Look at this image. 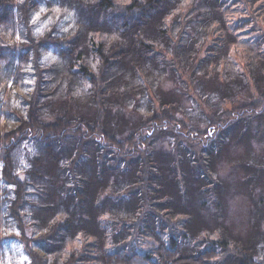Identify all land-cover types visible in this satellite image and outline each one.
I'll return each instance as SVG.
<instances>
[{"label": "trees", "instance_id": "obj_1", "mask_svg": "<svg viewBox=\"0 0 264 264\" xmlns=\"http://www.w3.org/2000/svg\"><path fill=\"white\" fill-rule=\"evenodd\" d=\"M26 1L33 2L30 9L38 5L35 0ZM229 2L131 0L119 7L113 0H71L70 9L75 10L82 31L73 36H62L54 44L40 46L28 26L29 19L18 17L16 22V17L25 12L15 10L12 0H0V27L10 26L13 33L18 28L23 30L21 40L24 42L20 44L15 40L10 52L6 43H0V60L8 61L10 57L17 60L13 68L16 80L12 87L19 84L24 65L30 62L33 66L30 68L33 71L32 87L25 94V105L22 104L28 118L27 121L18 120V128L22 129L12 138V141L18 140L13 144L14 148L23 147L19 156L9 157L13 160L11 164L20 168L23 178L13 183L18 187L15 197H9L1 204L8 218H16V229L21 235L26 234L24 221L28 220L29 196L26 193L32 190L42 193L38 196L39 208L35 210L39 222L36 225H41L40 230L47 231V241L54 243L46 241V246L42 247L53 258L69 239L88 241L80 228L82 231L90 228L92 237L99 241L94 242V249L102 244V238L108 239L111 246L109 250L102 248L91 264H224L228 260L230 262L226 264H250V255L243 252L252 250L251 246L231 249L228 237L215 239L211 233L200 238L203 232H208L207 226L192 228V213L179 189L170 190L171 179L167 171L169 188L162 187L159 181L163 168L157 171L150 165L156 161L153 151L160 143L165 146L170 136L168 130L184 141L187 139L186 157L192 166H196L186 169V173L191 177V185L203 193L206 203L205 206L201 203L203 209H212L211 203L216 202L218 195L214 189L221 183L207 167L213 156L222 157V144L215 139L224 141L223 135L228 129L234 131L239 127L233 140L229 141L238 144L245 138L246 131L264 126V51L260 52L262 61L258 65L248 64L242 68L244 79L234 80L235 87H231L233 81L223 79L225 81L220 82L226 75L212 76L208 81L197 80L194 89L209 82L207 94L217 98L202 96L199 92L195 93L197 100L188 98L194 103L190 104V113L185 115L189 120L194 118V127L188 128L170 117L167 108L156 109L157 103L160 107L189 105L187 101L179 103L185 95H178L177 89L181 77L190 70L185 58L190 54L193 42L188 45L180 37L174 42L178 36L173 34V29L179 25L185 30L187 25H195L193 18L202 21L207 15L218 19L215 23L222 24L227 17L222 9H226ZM242 5L249 6L248 1L244 0ZM183 6L188 10V18L181 21L178 13ZM19 8L22 10L21 6ZM254 23L259 25L257 20ZM204 24L210 27L212 21L207 18ZM14 38L13 35L11 39ZM50 47L58 56V62L50 70L55 74L49 75L52 80L47 83L39 61ZM4 52L5 58H2ZM206 55L203 57L206 61L209 57L228 59L223 47H214ZM177 73L179 79H176ZM164 81L169 85L167 91L163 89ZM191 84L189 78L185 86L187 92H191ZM82 85H88V88L82 89ZM241 93L247 95L238 98ZM144 101L152 110L147 117L138 114V102ZM202 126H206L204 132ZM0 138L5 139L2 134ZM25 141L28 143L24 144ZM191 141L195 144L190 146L196 150L188 149ZM28 146L32 147L33 155L27 150ZM174 147L165 149L170 150L165 156L178 157L179 152H175ZM23 161L29 166H23ZM118 164L124 169H117ZM168 164L170 166L172 160ZM209 185L213 189H207ZM256 186L260 188L259 192L255 191L260 204L264 201L260 199L264 197V176ZM186 187L184 183V195ZM180 215L187 219H180V224L175 225L172 219ZM177 226L182 232L175 235ZM156 232V240L149 239ZM145 233L150 235H143ZM142 238L151 241L149 248L157 243L160 253L140 251L145 246ZM185 241L202 242L207 247L199 250L197 246L198 251L191 252L187 247L190 242ZM27 249L32 264H39L41 259L37 260L33 248L28 245ZM86 252V248L73 250L64 258L58 255L55 259L58 264H83ZM251 262L263 264L257 258ZM40 264H46V259L43 258Z\"/></svg>", "mask_w": 264, "mask_h": 264}, {"label": "rangeland", "instance_id": "obj_2", "mask_svg": "<svg viewBox=\"0 0 264 264\" xmlns=\"http://www.w3.org/2000/svg\"><path fill=\"white\" fill-rule=\"evenodd\" d=\"M12 1L14 2L13 6L15 10L25 12L23 15H18L16 17V22L19 21L18 17L22 18L24 16L29 19L28 26L32 28V33L34 37L39 40L40 46L54 44L58 42V39L61 40L62 36H73L75 33L82 31V26L78 20L79 18L75 15V10L72 11L70 9V6H72L71 0H35L38 5L33 6L31 9L30 6L33 2L26 0ZM113 1L121 7L127 5L131 0ZM247 1L249 6L244 7L242 5L244 0H230L227 5L228 7L222 9L223 15L227 16L222 24L215 23L214 21H218V19H213L211 15H207L202 21H197L193 18V22H196L195 25L189 24L185 27V30L179 25L173 29V34L178 36L174 39V42H176L179 37L185 39L188 45L193 42L191 47L192 50L185 58V64L190 68L191 73L189 70L181 77L177 89L178 95L181 96L184 94L186 96H184L179 103H186L187 101L189 105L186 106L183 104V107H180L176 104L174 107H171V104H169L167 107H160L159 103H157L156 109L167 108L170 117L172 116L188 128H190V126L194 127V118L193 120H189L188 116L185 115L186 112L191 110L190 104L194 103L192 99L188 98L197 100L198 98L195 96L196 92H199L202 96L209 95L211 98H217L216 95L207 94L209 91V82L201 83L199 86H195L194 89V84L197 80L208 81L212 76L222 77L226 75L221 78L222 80L220 82L223 83L225 81L223 79H227L233 81L231 87H235L233 84L234 80L237 78L244 79L241 75L243 73V67L248 64L251 66L254 64L258 65L259 62L262 61L260 52L264 51V0ZM186 5L189 6V3ZM19 6L22 7V10ZM28 9H30V11H28ZM178 14L180 16L179 20H187L188 10L184 6ZM207 18L212 21L210 27H205L204 21ZM256 20L259 22V25L254 23ZM13 30L14 29L7 25L0 27V43L2 42L4 45L6 43L8 52L12 50L11 47H13L15 40L20 42V44L24 42V40H21L23 39L21 36L23 30L18 28L14 33ZM13 35L15 37L14 40L11 39ZM214 47L225 48L228 59H221L218 57H209L208 61L203 59V57L207 56V51H210ZM168 48L170 49L169 53H171L172 49L169 44ZM53 50L54 49L50 47L49 51L43 54L40 57L41 61H39V67L44 70L42 75L47 83L52 80L49 75L55 74L54 71L50 72V70L56 66L58 62V56ZM5 52L2 54V58H5ZM16 63V58L11 57L8 61L5 59L0 60V134L5 138H0V264H32L27 255L30 252V250L28 251L27 249L28 245L30 248H33L32 250H34V255L37 256V260L41 259L39 264L42 262L43 258L44 260L46 259V264H58V261L55 259H58V255L64 258L70 251H81L85 248L87 252L83 259L86 261L83 264H91L95 256L98 258V252H100L102 248L109 250L111 246L108 245V239L102 238L100 240L103 241L102 244L94 249V242L99 241L92 237L90 228L85 231H82V228H80V232L86 235L88 241H83L82 239L81 242V239H69L62 244L55 258H53L52 255L46 254V249H42L43 246H46L45 242L47 241V236L45 233L47 231L40 230L42 227L41 225H36L39 224V222L35 218V210L39 208L41 203L40 200H38V196L42 195V193L32 190L29 191V188H26V192L29 191L26 193L28 194L27 196H29V203L27 207L28 220L27 218V222L23 220L26 230L25 235H21L16 229V218H8L7 214H5V211L2 209V202L9 197L14 198V195L17 194L18 187L16 185L14 186L13 183L16 179L22 180L23 178V173L20 171V168L18 165L11 164L13 160L9 157L19 156L21 154L23 145L20 149L14 148L13 144L18 140L15 139V141H12V138L22 129L21 127L18 128V120L27 121L28 114L23 110L25 106L22 107V104L25 105V94L32 87L30 78H32L33 71L30 70V68L33 66L30 62L24 65L22 73L19 76V84L12 87L16 80L13 75V68ZM206 65L207 69H205ZM219 65L220 67L218 68ZM235 65L238 67L236 68ZM193 73H195L194 77H192ZM179 76V73H177L176 79H179ZM189 78L192 79V84L190 86L191 92H187L185 88ZM166 83V81L163 82V89L165 91L169 89V85H166ZM81 87L82 89L88 88V85H82ZM246 95L247 93H241L238 98L245 97ZM163 99L167 100L166 95H163ZM224 101H226V99ZM138 104L140 106V112L138 114L145 117L152 114L151 106L147 105L145 101L142 103L138 102ZM201 104L205 106V103ZM194 106L196 105L194 104ZM202 128L204 132L206 126H202ZM236 130L238 132L239 127L234 131L228 129L223 135L225 137L224 141L218 138L215 139L222 144V157L219 158V155L213 156L211 160H217L215 162L208 160L207 163V167L210 168L212 176L217 180H221L219 186L217 185L214 189V192L218 195L216 196V202L211 203L212 206H214L212 209H203L201 203L204 202L203 206L206 205L205 200H203V193L198 192L195 189L196 187L191 185L189 181L191 177L186 173V169H190V167L195 169L196 166H192V163H190L189 159L186 157L187 152L184 147L187 144V139L184 141L177 137L174 132L168 130L167 135L170 136L166 140L165 146L163 147L160 143L156 150L153 151V153L156 152V161L153 159L155 162H152L150 165L156 167L157 171L159 168H163V174L160 175L159 183L165 188H169V180L166 177L167 171L171 179L170 190L173 192V189H179L182 199H185L188 203V208L192 213V228H194V226L200 228L203 224L207 226L208 232H203L199 236L200 238L204 236L205 233H211L215 239L222 236L228 237V246L231 249H241V247L244 246H251L250 248H253L252 250L243 252L244 255H250V264H252L251 259L255 258L264 264V201L259 204L255 192L260 191L259 186H256V184L257 181L264 176V126L252 127L250 132L246 131L243 134V136H245L244 139L238 141V144H233L229 141L233 140ZM26 142L28 143V141H25L24 144ZM175 143L176 147H174ZM192 144H195V142L193 143V141H191L190 144L188 143V149L194 148L196 150V147H191ZM169 146H173L174 148L172 149L176 148L175 152H179L178 157H174L175 155L173 154L165 156V153L170 151L165 150L169 149ZM31 149L32 147H27L28 151H31ZM219 150L220 149L217 151L219 152ZM30 154L33 155L34 152L31 151ZM169 160H172L170 166L168 164ZM175 164L180 165L175 167ZM22 165L29 166V164L24 161ZM166 165H168V167H166ZM245 165H248V167H244ZM115 167L119 170L124 169L121 168L122 165L120 164ZM184 183L187 184L185 195L182 192V185ZM207 189L211 190L213 186L209 185ZM260 199L264 200V197ZM42 208L44 209L46 207ZM185 218L187 219V216H176L172 219V222L175 225H179V220H185ZM56 220H58V218ZM88 221L90 222V220ZM93 224L94 223H92V225ZM176 232L175 235L182 232L179 226H177ZM138 234L141 235L140 232ZM143 235L149 236L150 234L145 233ZM157 235L156 232V234H152L149 239L156 240ZM81 236L82 235H80V237ZM142 242L145 246H142L140 251L150 252L156 255L160 253L157 250L160 248L157 243L149 248L148 244L151 243L150 240L143 239ZM185 242L189 243L190 241ZM51 244L54 243L52 242ZM197 246L199 250L200 248L204 250L207 247V245L202 242L194 243V241L187 245L191 252L198 251ZM96 259H94L95 262ZM226 262L229 263L230 260ZM226 262H224V264H226Z\"/></svg>", "mask_w": 264, "mask_h": 264}]
</instances>
